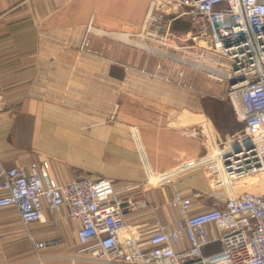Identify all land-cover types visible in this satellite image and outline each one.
<instances>
[{"label":"built area","instance_id":"built-area-1","mask_svg":"<svg viewBox=\"0 0 264 264\" xmlns=\"http://www.w3.org/2000/svg\"><path fill=\"white\" fill-rule=\"evenodd\" d=\"M172 16L189 20L190 31L174 32ZM129 40L179 66L178 85L191 89L180 82L187 69L222 84L216 98L233 104L238 131L222 138L210 120L188 124L171 115L160 133L162 170H148L137 185L87 177L60 184L48 159L28 171L0 159V209L14 208L25 228L49 219L76 223L82 254L96 263L264 264V0H151L142 31ZM194 171L206 190L174 189L162 205L147 199L149 190ZM126 210L148 212L153 221L132 226ZM168 210L179 213L173 224L156 218ZM29 238L36 251L60 246L56 238ZM217 243L220 250L203 253Z\"/></svg>","mask_w":264,"mask_h":264},{"label":"crops","instance_id":"crops-1","mask_svg":"<svg viewBox=\"0 0 264 264\" xmlns=\"http://www.w3.org/2000/svg\"><path fill=\"white\" fill-rule=\"evenodd\" d=\"M150 3L0 0V159L6 168L28 171L30 164L48 159L60 184L87 177L115 186L145 183L148 170H162L158 152L166 141L161 128L173 114L182 122L190 114L204 119L207 93L167 81L172 74L168 63L130 42L142 31ZM172 18L174 32L190 31L189 20ZM188 73L193 75L187 69L185 77ZM174 189L206 190L207 182L201 171L185 175L158 190L162 204ZM158 191L149 190L147 199L159 204ZM3 211L13 215L0 218L8 235L20 218L12 207ZM126 216L132 226L153 221L148 212L126 210ZM156 218L173 224L179 213L158 211ZM77 229L76 223L56 226L50 219L29 225L28 237L56 238L60 246L37 251L40 259L30 258L28 264L57 259L99 264L82 254ZM46 254L51 255L45 260Z\"/></svg>","mask_w":264,"mask_h":264},{"label":"rangeland","instance_id":"rangeland-1","mask_svg":"<svg viewBox=\"0 0 264 264\" xmlns=\"http://www.w3.org/2000/svg\"><path fill=\"white\" fill-rule=\"evenodd\" d=\"M167 65L168 67L170 66L169 69L172 71L170 79H172L174 83L176 84V82L179 81L178 76H177L179 73V66L173 67L172 69L171 68L172 66L170 65V63H168ZM194 76L188 73V75L180 82H182V84H185V85H191L190 90L197 88L200 90L202 89L205 93H207L206 100H205L206 101L205 109H204L206 115H204V118L207 121L208 120L211 121V123L214 125L215 130L221 135L222 138H225L227 135H233L234 133H236L238 129L240 128V124L236 120L233 104L228 100H219L216 98V96H221L223 94L224 86L222 84L211 81L210 79L205 77L204 74L197 73L195 76L196 78L195 80H194ZM188 77L191 79L187 81L186 78ZM190 112H193V111H190ZM202 117L200 116L196 117L195 115L190 114L189 116H186L187 120L185 123H188V124L194 123V122L196 123V120H200L202 119ZM194 182H198L197 177H195ZM156 197L158 201L161 202V203L160 202L158 203L162 205V200H163L162 192L161 191L156 192ZM6 215L13 216L10 213H7V212L4 213V211L0 212V218L5 217ZM19 222L14 223L13 233H10L8 235L5 234L6 227L5 226L4 228L0 227V254H2V257H0L2 259L0 260H2L3 262H7V263L9 262L11 264H28V260L30 258H33L36 256L38 259H40L39 257L40 253H38L34 249L31 239L27 236V228H25V226L21 224V221ZM218 250H220L219 243L207 246L205 249H203V253L211 254ZM50 255L51 254H46V257L43 256V258H45L46 260V258H48ZM64 261L65 260L57 259V260H51L49 262L44 261V264L46 263L47 264H67ZM99 264H102V263H99Z\"/></svg>","mask_w":264,"mask_h":264},{"label":"bare ground","instance_id":"bare-ground-1","mask_svg":"<svg viewBox=\"0 0 264 264\" xmlns=\"http://www.w3.org/2000/svg\"><path fill=\"white\" fill-rule=\"evenodd\" d=\"M142 48H144V47H142ZM159 181V179H157V182Z\"/></svg>","mask_w":264,"mask_h":264}]
</instances>
